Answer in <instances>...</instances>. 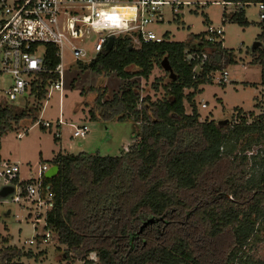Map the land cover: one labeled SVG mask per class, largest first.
I'll list each match as a JSON object with an SVG mask.
<instances>
[{
	"label": "trees",
	"instance_id": "trees-1",
	"mask_svg": "<svg viewBox=\"0 0 264 264\" xmlns=\"http://www.w3.org/2000/svg\"><path fill=\"white\" fill-rule=\"evenodd\" d=\"M225 1L240 5L223 15L241 26L249 25L245 6L264 3ZM260 26L264 44V18ZM47 46V66L53 70L60 58L54 45ZM165 57L176 77L163 85L162 99H142L133 81L112 100L97 97L101 114L90 110L92 120H131L138 136L132 149L115 156L86 151L54 156L51 162L60 170L44 178L54 202L45 228L89 263L95 252L98 264H242L245 248L264 219V112L252 121L242 109L239 121H202L195 102L200 86L211 83L215 71L238 63L236 51L224 47L221 36L209 40L206 32L140 47L121 34L111 50L81 65L114 71L130 81L149 78ZM249 63L261 66L264 90V45L254 49ZM57 77L54 72L41 74L30 104L2 100L0 134L24 121L37 122L47 86ZM254 144L261 148L256 151ZM149 219L154 221L142 227ZM22 256L33 254L8 247L0 254V264H24L15 260Z\"/></svg>",
	"mask_w": 264,
	"mask_h": 264
},
{
	"label": "rangeland",
	"instance_id": "rangeland-1",
	"mask_svg": "<svg viewBox=\"0 0 264 264\" xmlns=\"http://www.w3.org/2000/svg\"><path fill=\"white\" fill-rule=\"evenodd\" d=\"M188 1L190 4L179 10L177 18H173V12L167 11L165 22L152 25L151 28L171 40L184 41L191 33L206 32L210 25L220 26L224 30L221 36L224 47L233 49L239 56L238 63L225 65L221 70L215 71L212 82L200 86L195 96L200 120L239 121V111L242 109L249 121H252L264 112V90L260 84L262 68L258 64L249 63L254 44L259 41L261 33L259 3L245 6L249 25L241 26L223 15L225 9L231 13L239 10L240 5H225V0ZM91 40H95V36ZM133 45L140 47L135 43ZM263 45L262 42L260 46ZM63 67V92L53 90L43 100V110L39 112V119L52 121V127L43 128L39 121H24L18 129L0 134V167L4 161L18 163L21 179H29L31 174L37 175L38 168L44 163L51 164L59 151L75 154L86 151L115 156L132 149L138 136L131 120L91 119V109L97 115L102 113V108L96 102L97 97L103 94L104 100H112L135 81L134 85L140 91L142 99L157 101L165 96L163 85L171 80L170 73L162 65H156L149 78L135 77L126 81L114 71L102 73L83 68L68 50L64 53ZM224 69L230 75L226 83H220L219 76ZM10 83L11 78L6 75L0 80V88L7 90ZM251 83L258 85L253 86ZM191 91L192 89H186V92ZM30 99L25 95L18 97L13 103L8 100L6 102L25 106ZM203 103L207 107H202ZM185 106L186 111L191 113L192 107L188 101H185ZM61 112L67 123L60 128L59 140L56 141L55 122ZM83 122L90 127L88 135L73 137L74 128L71 123ZM19 132L23 134L20 137ZM254 146L256 151L261 148L259 144ZM251 153L249 149V154ZM43 210L44 207H41L38 213H42L36 216L37 210L34 207L25 208L11 196L0 194V254L8 247L16 246L21 251H31L33 254L32 257L15 258L24 264H98L99 256L95 252L88 256V260H93V263L85 262L70 251L67 245L60 243L57 235L45 228ZM48 235V242H44L43 239ZM259 260H264V219L258 224L254 236L245 248L242 264H255Z\"/></svg>",
	"mask_w": 264,
	"mask_h": 264
},
{
	"label": "built area",
	"instance_id": "built-area-1",
	"mask_svg": "<svg viewBox=\"0 0 264 264\" xmlns=\"http://www.w3.org/2000/svg\"><path fill=\"white\" fill-rule=\"evenodd\" d=\"M189 4L188 0H0V80L6 75L11 78L7 90L0 88V102L13 103L18 97L28 95L30 104L33 88L43 73L58 75L49 82L47 97L53 90L62 93L63 60L67 50L78 62L90 63L106 49L111 36L127 35L136 46L163 41L165 34H158L151 26L163 24L167 11L177 18L179 10ZM259 8L263 12V2L259 3ZM261 17L264 18L263 13ZM206 33L209 40H214L222 36L224 30L210 25ZM48 44L57 48L56 55L60 58L53 70L47 66ZM229 75L224 69L218 81L226 83ZM202 107L207 104L203 103ZM37 121L44 128L53 125L52 121ZM55 123V136L59 137L60 128L67 123L62 112ZM71 124L73 137L88 135L90 127L86 122ZM22 135L18 133L19 137ZM52 165L42 164L37 175L31 174L29 179H21L16 162L4 161L0 167V190L14 186L9 196L25 208L34 207L36 216H40L39 209L44 207L45 224L47 212L54 204L49 186L44 182L45 172ZM49 238L45 236L43 241L48 242Z\"/></svg>",
	"mask_w": 264,
	"mask_h": 264
},
{
	"label": "water",
	"instance_id": "water-1",
	"mask_svg": "<svg viewBox=\"0 0 264 264\" xmlns=\"http://www.w3.org/2000/svg\"><path fill=\"white\" fill-rule=\"evenodd\" d=\"M114 44H115V38H114V36H111L109 38L107 45H106V50H111L114 47ZM261 44H262V42L260 40L257 41L254 44L253 50L255 48L259 47ZM162 66L167 72L170 73L171 78L176 77L173 66L171 65V63L167 57H165L162 60ZM59 170H60V167L58 165L54 164L45 172V177L46 178H52L58 174ZM13 191H14V186H5L3 189L0 190V194H1V196H8ZM9 213H10V211H9ZM153 221H154L153 219H149L148 221H146L144 223V225L142 227H145L147 224L152 223Z\"/></svg>",
	"mask_w": 264,
	"mask_h": 264
},
{
	"label": "crops",
	"instance_id": "crops-1",
	"mask_svg": "<svg viewBox=\"0 0 264 264\" xmlns=\"http://www.w3.org/2000/svg\"><path fill=\"white\" fill-rule=\"evenodd\" d=\"M64 153H66V152H64Z\"/></svg>",
	"mask_w": 264,
	"mask_h": 264
}]
</instances>
